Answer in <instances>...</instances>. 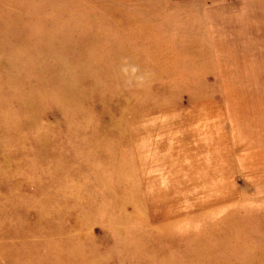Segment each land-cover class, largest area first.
<instances>
[{
  "label": "rangeland",
  "instance_id": "obj_1",
  "mask_svg": "<svg viewBox=\"0 0 264 264\" xmlns=\"http://www.w3.org/2000/svg\"><path fill=\"white\" fill-rule=\"evenodd\" d=\"M143 8L206 72L153 85ZM261 178L264 0H0V264H225L222 224L264 244Z\"/></svg>",
  "mask_w": 264,
  "mask_h": 264
},
{
  "label": "crops",
  "instance_id": "obj_2",
  "mask_svg": "<svg viewBox=\"0 0 264 264\" xmlns=\"http://www.w3.org/2000/svg\"><path fill=\"white\" fill-rule=\"evenodd\" d=\"M143 9L145 11L136 10L127 16L126 26L128 32L125 36L129 37V41L133 44L132 51L134 55H132L138 59L140 58V62L138 63L141 69H143L142 72H144L145 76L149 79L151 77V82L154 83L153 85H156L157 89H164L167 88L168 85L170 86L171 84L175 85V83H178L175 80L179 77L177 76L178 74L186 72V76H182V78H188L192 73H197L196 75L198 76V73L206 72L205 69L210 64L209 51L212 52L211 48L208 49L197 42L193 43V40L190 38H186L188 44H185L187 42H178L175 46L170 45L171 40L164 37L162 33L163 30L157 27L153 18H149L146 14L151 8ZM135 26L143 29L144 32L141 33ZM184 63L192 65L185 69L183 67L185 66ZM154 74L155 77L158 76V78L162 80L157 81L154 78ZM188 79L192 80L194 77ZM200 104L201 103L198 101H195V105L191 103L189 105L190 109L187 108L191 116L190 121H195V123L191 124V127L195 128V130H200L202 126L200 123L196 122L200 120V113L206 116L207 113L211 112L208 108L209 106L206 104H204L203 108L200 110ZM184 107L185 106L181 105L179 110L184 112ZM215 108L216 113L219 114L218 105ZM194 115L197 116L196 120H194ZM207 121H209V119L205 117L204 122L207 123ZM221 135L225 136V134ZM216 137H220V134ZM216 156L219 158L217 154ZM191 158L192 156L190 154V159ZM226 158L229 163H234L232 155L227 154ZM230 168L232 169L233 166H230ZM253 181L254 182L250 185L264 186V178ZM229 195L230 193L225 198ZM231 197H233V193H231ZM241 220L242 219L233 223L222 224L218 229L217 238L220 244L218 247L220 249L219 251H221V255H223L225 264H264V244L261 243L255 235V231L252 228L253 225L250 222L251 219L250 221L244 219V222ZM236 229L244 230V236L242 237H244L245 240L243 242H235L234 237H232Z\"/></svg>",
  "mask_w": 264,
  "mask_h": 264
}]
</instances>
